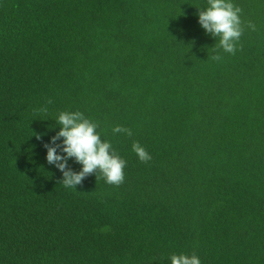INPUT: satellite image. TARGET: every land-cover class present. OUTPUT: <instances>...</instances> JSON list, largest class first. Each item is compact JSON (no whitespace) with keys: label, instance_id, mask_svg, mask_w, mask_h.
<instances>
[{"label":"trees","instance_id":"obj_1","mask_svg":"<svg viewBox=\"0 0 264 264\" xmlns=\"http://www.w3.org/2000/svg\"><path fill=\"white\" fill-rule=\"evenodd\" d=\"M233 2L229 55L206 0H0V264H264V0ZM66 110L126 161L120 185L60 183L44 145Z\"/></svg>","mask_w":264,"mask_h":264},{"label":"clouds","instance_id":"obj_2","mask_svg":"<svg viewBox=\"0 0 264 264\" xmlns=\"http://www.w3.org/2000/svg\"><path fill=\"white\" fill-rule=\"evenodd\" d=\"M207 6L198 9L197 21L203 31L210 35L223 53L234 55L244 28L240 18L241 9L233 0H206ZM248 27L254 29V25ZM213 60L220 61L222 56L214 54ZM58 131L51 136L46 149L45 160L61 174L60 183L71 189L82 183L90 174L97 173L105 183L120 185L124 181L126 161L117 154L110 141L102 139L97 131L98 124L87 118L80 111H61L54 121ZM113 134L131 136L132 130L116 125L111 129ZM41 136L37 135V139ZM132 150L140 162L151 160V155L138 142H134ZM80 165L79 171L69 167V161ZM169 264H201L195 254H172Z\"/></svg>","mask_w":264,"mask_h":264}]
</instances>
